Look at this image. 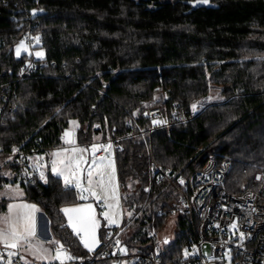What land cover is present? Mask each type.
Wrapping results in <instances>:
<instances>
[{
  "label": "trees",
  "instance_id": "obj_1",
  "mask_svg": "<svg viewBox=\"0 0 264 264\" xmlns=\"http://www.w3.org/2000/svg\"><path fill=\"white\" fill-rule=\"evenodd\" d=\"M209 1L218 9L192 10V0H0V193L18 185L47 218L51 240L76 261L90 254L62 209L82 202L78 192L51 173L44 183L20 157H8L64 147L73 120L78 143L106 141L149 128L147 109L159 107L173 120L218 92L189 121L159 129L146 142H121L123 206L139 216L120 240L135 257L158 252L169 261L189 236L180 217L174 242L159 248L160 240L150 238L166 229L178 202L175 188L153 174L154 164L186 180L211 159H230L232 193L264 178V0ZM34 9L43 15L32 19ZM31 27L42 36L36 49L44 57L35 61L45 67L22 78L32 57H17L15 49ZM7 205L0 200V213ZM107 231L100 229L102 241ZM124 257L113 247L93 264Z\"/></svg>",
  "mask_w": 264,
  "mask_h": 264
},
{
  "label": "built area",
  "instance_id": "obj_2",
  "mask_svg": "<svg viewBox=\"0 0 264 264\" xmlns=\"http://www.w3.org/2000/svg\"><path fill=\"white\" fill-rule=\"evenodd\" d=\"M33 31L32 27L29 28L24 38L31 51L41 44L42 39L41 35ZM36 36L40 37L39 44L32 39ZM31 57L32 59L22 70V78L30 77L45 67L44 64L35 61L33 54ZM29 64L32 66L28 67ZM207 103L206 101L200 103L196 112L192 111L191 114H184L173 120H168L159 107L147 109L144 117L150 121L149 128L138 126L135 131H131L124 137L100 141L99 146L111 143L112 147L108 152L99 148L95 156L98 158L113 153L117 160L118 154L123 151L121 144L123 140L142 138L146 142V137L150 138L155 131L177 122L185 123L197 116L201 110L205 109ZM154 120L159 123H153ZM128 127L134 128L131 122L128 123ZM76 144L82 145L77 142ZM37 153L23 151L8 157H20L29 168H33L34 174H39L38 164L33 157V154ZM3 157L0 155V158ZM88 160H92L91 149H89ZM232 167L233 163L230 159L224 161L211 159L204 168L192 173L181 184L176 176H171L154 164L152 172L157 180L159 182L166 180L167 185L175 188L178 193V202L170 210V216L184 217L187 220L189 236L182 247V254L174 256L169 261L158 252H148L136 256L132 264H227V262L264 264V178L243 186L240 193H232L227 187ZM64 189H66L65 186ZM100 208L103 209L104 205L101 204ZM234 221L238 225L235 230L230 227ZM127 229L121 226L115 231H107L106 239L101 241L99 249L91 254L88 260L78 262L73 259L68 264H93L106 259L110 249L117 246L116 241L123 237ZM240 232L245 234L243 240L240 239ZM75 237L79 239L78 236L75 235ZM150 238L158 239L153 233L150 234ZM160 243L163 244L161 240ZM185 249L188 250V256L184 255ZM5 259H7L6 254Z\"/></svg>",
  "mask_w": 264,
  "mask_h": 264
},
{
  "label": "snow or ice",
  "instance_id": "obj_3",
  "mask_svg": "<svg viewBox=\"0 0 264 264\" xmlns=\"http://www.w3.org/2000/svg\"><path fill=\"white\" fill-rule=\"evenodd\" d=\"M195 5L209 4V0H192ZM37 10H33V15H36ZM40 11H43L41 9ZM39 44L40 37L36 36L32 38ZM22 52H26L29 56L33 53L30 50V46L26 43V40H22L16 46L15 53L17 57H20ZM35 56L43 58L44 53L42 51L35 52ZM32 65L29 64L28 67ZM212 98L209 97V100ZM192 111L196 112L198 103L191 105ZM73 126H78V122L73 120L70 122ZM153 123H159L153 121ZM74 133L72 131H66L64 133V141L68 145H73L71 148H64L57 152L52 153L51 160V173L57 178H62L63 185L66 189L78 190L79 198L81 200H88L90 197L96 201L101 202L105 210L102 215L108 224H118L121 211L118 196V187L115 180V166L114 162L109 156H104L99 159L96 158L95 153L99 148H103L105 152L111 149V143L107 145H95L91 146L93 167L88 168L87 175H84V165L87 160L84 157V153L88 151L87 148H81L75 146L73 139ZM14 152L18 149H13ZM38 159H43L39 157ZM41 167L39 177L44 183H47V177L45 176L43 167L47 165L38 166ZM109 169L111 171H109ZM260 179V177H257ZM86 181V183H85ZM180 183L183 184L184 180L181 178ZM7 194L19 192V186L15 189L11 185L6 186ZM6 194H0L3 196ZM11 198V197H10ZM8 212L6 215L0 216V245L6 250L7 259H5V252H0V264H13V257L19 255L18 250L27 245L28 250L37 260L59 261L60 264H68V262L75 259L64 248V245L59 241H38L33 243V239L37 235L36 227V213L40 211L37 205L28 203H9L7 205ZM67 216L68 226L72 229L73 233L78 236L83 246L88 251H94L95 247L99 244L97 237V230L100 226L97 218L95 208L91 203L78 205L76 207L62 209ZM131 213H129V216ZM238 219V218H237ZM237 222H233L230 227L235 230L237 228ZM219 227V225H217ZM240 239H244V232H240ZM168 241L165 240V243ZM45 243H54L57 245L55 248L54 256L51 255V249L44 247ZM120 243L119 240L116 241ZM126 251V249L124 250ZM195 251V249L193 250ZM230 251V250H229ZM188 250H184V255L188 256ZM21 260H24L25 264L28 261L20 256ZM229 259H231L229 257Z\"/></svg>",
  "mask_w": 264,
  "mask_h": 264
},
{
  "label": "rangeland",
  "instance_id": "obj_4",
  "mask_svg": "<svg viewBox=\"0 0 264 264\" xmlns=\"http://www.w3.org/2000/svg\"><path fill=\"white\" fill-rule=\"evenodd\" d=\"M39 51L40 50L39 49H36V48H34L33 51H31L33 53L35 59H38V57L35 56V52H39ZM22 54H27V53L26 52H22ZM211 98H212L211 100H209V98H208V100L207 99L202 100L198 104L204 103L206 101V102H208L207 103V105H208L211 102L217 101L220 98L218 96V92L217 91L213 92V95H212ZM77 128H78V126H73L72 124H70V126L65 130V132L70 130V131H72L74 133V136H73L74 141L77 140L76 139V130H77ZM64 144L66 146L68 145V144L65 143V141H64ZM55 150H58L59 151L61 149H55ZM55 152H57V151H55ZM52 153H54V151ZM52 153L45 154L43 156V159L42 160L38 159V166L47 165V167H43V169H42L44 171V173H45V176H46L47 173H51V160L53 158L52 157ZM109 158L114 162V166H115V180H116L117 187H118V196H119V204H120V211H121V216H120V219H119L118 224H111V225L108 224L107 221L103 218V215H102L103 211L105 210V207L103 209H101L100 208V204H102V203L99 202V201L94 200L91 197L88 200H82V202L79 203V204H77V205H73V206L66 207V208H70V207H76L78 205H83V204L91 203L93 205V207L95 208L96 213H97V218H98L99 223H100V226H99V228L97 230V237L99 239V244L95 247L94 251H91L90 252V251H88V249H86L83 246V244H82V242L80 240L82 246L86 249V251L90 255L93 254V253H95L99 249V247L101 245V241H102L101 240V235H100V229L101 228L104 227V229L110 230V231H114V230L120 228L121 226H125V227L128 228L133 223V221L139 216V214L138 215H134V213H132V212L125 211V207L123 206V197H122V196H124V199H125V194L123 195V192L121 191V188H120V184H119V180H118L117 167H116V160L114 158V154L113 153H110L109 154ZM90 167H93V166H92L91 163L89 164V162H87L84 165V169H85L84 175L85 176L87 175V170ZM38 168H39V172H40L41 171V167H38ZM109 171H111V170L109 169ZM52 175H54V174H52ZM260 179H261V177H260ZM85 183H86V181H85ZM15 188L16 187H13V189H15ZM0 194H6V195H3V196H0V200L7 199L8 200V204L9 203H27L23 199V191H22L21 188H19V192H17V193L7 194V189H5ZM28 204H30V203H28ZM7 212H8V209H7V211L5 213H0V216L6 215ZM39 212L36 213L37 235L33 239L32 242L33 243H36L38 241L50 242L52 240H46L45 239V232H46L45 220H46V217H45V219H44V217H41L42 215H40ZM129 213H131L130 216H129ZM65 218H67L66 215H65ZM176 224H177V217L171 216L169 218V220H168V224H167L166 229L162 233L157 234L158 235V240L164 241V239L168 238L170 241L174 242L175 241L174 233H175V226H176ZM133 225L129 228L128 232L133 229V227H134ZM144 231L148 232V231H150V229L147 228V230L144 229ZM119 241H120V243L117 244V246L114 247V255L117 256V254L119 253V255L125 256V257L122 260H113V262L111 264H132L134 262V260H135V256H133V254H131L129 252V250H128V248L126 246H123L121 244L122 243L121 240H119ZM43 246L46 247V248L51 249V255L54 256V254H55V248L56 247H54L53 243H45ZM158 247L159 248H162L163 247V244H159ZM125 249H126V251H124ZM3 251H5V254H6V250L3 248L2 245H0V252H3ZM18 252H19V255L13 257V264H17V263H15V261H16L15 259H17V260L19 259L20 260L18 264H25L24 260H21L20 259V256H23L28 261V264H49L50 263L49 261H45V260H37L31 254V251L28 250L27 245L22 246L18 250ZM51 263L60 264L59 261H55V260L51 261ZM227 264H231V263L230 262H227Z\"/></svg>",
  "mask_w": 264,
  "mask_h": 264
},
{
  "label": "crops",
  "instance_id": "obj_5",
  "mask_svg": "<svg viewBox=\"0 0 264 264\" xmlns=\"http://www.w3.org/2000/svg\"><path fill=\"white\" fill-rule=\"evenodd\" d=\"M76 142L77 141H75V146H79V147H81V148H87L88 149V151L87 152H85L84 153V157H85V159L87 160V162H89V164L91 163V161H89L88 160V153H89V149H91V146L93 145V144H95V145H98L99 146V142L100 141H98V140H96V141H94V142H92V143H86L87 145H84V144H82V145H77L76 144ZM78 143V142H77ZM80 144V143H79ZM71 147H73V145H65L63 148H59V149H64V148H71ZM55 152V151H58V150H51V151H49V152H46V153H42V154H38V155H35L34 156V160L36 161V163L38 164V158L39 157H43L45 154H48V153H52V152ZM107 156H109V154L107 155ZM101 157H104V156H101ZM101 157H98L97 159H99V158H101ZM41 160V159H40ZM101 205V204H100ZM103 205V204H102ZM40 213V215H42L41 217H44V219H45V216L41 213V212H39ZM66 220H67V218H66ZM45 224H46V232H45V239L46 240H51V236H50V234H49V222H48V220H47V218H46V220H45ZM67 225H68V222H67ZM69 227V226H68ZM70 228V227H69ZM71 229V228H70ZM79 241H80V238H79ZM81 243V242H80ZM86 250V249H85ZM16 261V263L18 264L19 263V259L17 260V259H15ZM50 264V263H49ZM51 264H56V263H51Z\"/></svg>",
  "mask_w": 264,
  "mask_h": 264
},
{
  "label": "water",
  "instance_id": "obj_6",
  "mask_svg": "<svg viewBox=\"0 0 264 264\" xmlns=\"http://www.w3.org/2000/svg\"><path fill=\"white\" fill-rule=\"evenodd\" d=\"M188 6H191L192 7V10H199V9H218L217 6L213 5L210 1H209V4H199V5H195L194 6V3L193 2H190V3H187ZM43 15V12H39V13H36V15H33L32 16V19H35L37 16H41ZM165 240H167L168 242L165 243ZM164 240V243L165 244H168L169 243V239H165Z\"/></svg>",
  "mask_w": 264,
  "mask_h": 264
}]
</instances>
